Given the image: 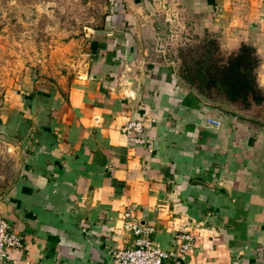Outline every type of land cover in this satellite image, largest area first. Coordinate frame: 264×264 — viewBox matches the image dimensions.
<instances>
[{"label":"crops","instance_id":"obj_1","mask_svg":"<svg viewBox=\"0 0 264 264\" xmlns=\"http://www.w3.org/2000/svg\"><path fill=\"white\" fill-rule=\"evenodd\" d=\"M110 3L67 93L25 79L0 104V215L25 245L10 264H114L131 224L164 249L193 237L166 264H264V0ZM167 9L230 54L252 48L257 99L213 102L156 55ZM136 120L150 144L123 132Z\"/></svg>","mask_w":264,"mask_h":264},{"label":"rangeland","instance_id":"obj_2","mask_svg":"<svg viewBox=\"0 0 264 264\" xmlns=\"http://www.w3.org/2000/svg\"><path fill=\"white\" fill-rule=\"evenodd\" d=\"M110 1L0 0V104L25 79L67 93L71 82L88 70L91 42L114 12ZM167 11L159 23L155 54L165 56L209 100L222 101L207 81L212 77L198 78L196 72L210 75L204 69L207 62L213 74L220 73L231 54L218 40L198 34L191 19L182 20L175 9Z\"/></svg>","mask_w":264,"mask_h":264},{"label":"built area","instance_id":"obj_3","mask_svg":"<svg viewBox=\"0 0 264 264\" xmlns=\"http://www.w3.org/2000/svg\"><path fill=\"white\" fill-rule=\"evenodd\" d=\"M219 124V123H218ZM146 127L142 120L130 121L123 132L136 144H150L144 137ZM133 210L125 214L132 217ZM130 228L136 235L135 245L131 248H117L111 252L114 264H166L185 260L195 246L194 239L187 233L176 236V246L170 249L161 248L151 237V231L139 224H131ZM25 248L22 237L15 231L11 223L0 215V264H10L13 253Z\"/></svg>","mask_w":264,"mask_h":264},{"label":"trees","instance_id":"obj_4","mask_svg":"<svg viewBox=\"0 0 264 264\" xmlns=\"http://www.w3.org/2000/svg\"><path fill=\"white\" fill-rule=\"evenodd\" d=\"M253 53L252 48L243 46L237 53L231 54L225 63H222L220 73L213 74L206 62L205 72L212 75L206 76L201 70L196 72V77H212L207 80L208 83L216 87L215 89L223 98L247 105L251 97L257 99L258 95L255 76L257 60Z\"/></svg>","mask_w":264,"mask_h":264}]
</instances>
